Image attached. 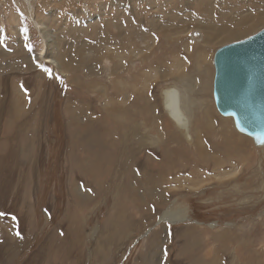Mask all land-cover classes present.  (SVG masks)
Instances as JSON below:
<instances>
[{"label": "rangeland", "instance_id": "rangeland-1", "mask_svg": "<svg viewBox=\"0 0 264 264\" xmlns=\"http://www.w3.org/2000/svg\"><path fill=\"white\" fill-rule=\"evenodd\" d=\"M31 3L29 13L24 0H0V264H169V241L165 255L151 239L165 209L186 215L173 227H233L216 264H264V144L218 112L212 86L216 49L264 29V0ZM219 22L236 35L206 43L202 27ZM165 87L193 91V141L165 114ZM146 121L154 148L123 149L149 160H101L113 171L106 190L83 176L100 124L128 141L147 136Z\"/></svg>", "mask_w": 264, "mask_h": 264}, {"label": "crops", "instance_id": "crops-1", "mask_svg": "<svg viewBox=\"0 0 264 264\" xmlns=\"http://www.w3.org/2000/svg\"><path fill=\"white\" fill-rule=\"evenodd\" d=\"M85 120L81 121V127L86 126ZM74 125V122H65L66 127V135L68 138L70 137V134H74V132L70 129L71 126ZM83 125V126H82ZM106 122L105 125L100 124V128H98V132L96 134V137H98L99 144L97 145L95 150H97V153L93 155L94 159L93 161H88L87 163L82 164V167L84 169L88 168L89 171L86 173L83 170V176L87 178L89 181H92L94 179V182H98L100 185L99 189H104L108 187L110 183H107V174H111L113 171H109L108 165L103 164V159L108 160H123L124 158H129L131 155L130 153H127V150H124L123 148H126V143H130L131 145L135 142H138V144H141L142 146H145V148H154L152 145L155 143L154 133L150 134L149 136V124L143 123L140 127L146 128V135L142 136V138H129V140L121 139L122 135L118 133H114V129H108ZM124 125L121 124V127ZM118 127V126H116ZM154 127V124H153ZM83 129V128H82ZM153 131V128L150 129ZM85 131V129H84ZM83 132V131H82ZM119 132V130H118ZM109 138H115V143H118L112 148H118V150H110L109 149ZM108 140V141H107ZM68 141V140H67ZM73 147V143H69L67 148ZM140 148V146H138ZM140 150L137 152H134V154L131 155V159H144L149 160L150 153L147 150L145 153L140 155ZM66 153H69L68 150H66ZM138 155V156H137ZM66 156V155H65ZM91 157V156H90ZM152 157V156H151ZM153 158V157H152ZM99 159V161H96ZM117 162V161H115ZM114 162V165H115ZM137 165L139 164V161H136ZM147 164V163H146ZM149 166H152L150 164ZM153 169V166L151 167ZM122 172V168H119ZM115 171V168H114ZM118 171V170H117ZM119 172V171H118ZM125 172V170H124ZM126 174V172H125ZM88 175V177H87ZM117 181V180H116ZM118 183V182H117ZM132 184V181L129 182V185ZM112 184V183H111ZM146 184H149L147 182ZM107 185V187H106ZM127 185V184H126ZM111 186V185H110ZM109 186V187H110ZM124 186V185H123ZM119 189H121V184L119 185ZM185 221V220H184ZM182 221V222H184ZM158 222H161L163 224L162 228L159 230H153L151 231V239L153 240V249L155 253H158V250L161 249L162 242H165L164 245V253L167 254V244L166 240H168L169 247L171 249L170 252V259L169 264H182V260L188 261L191 264H216L219 261H223L225 258L224 256H227L230 249L231 241L234 240V229L233 227H230L231 225H217L219 226L216 229L210 228L205 224H196V223H189L188 226H185L182 228V226L179 227H173L175 223L167 220H159ZM164 222H166L164 224ZM221 224V223H219ZM115 233H118L117 230ZM150 239V235L148 236ZM159 240V241H158ZM158 255V254H157ZM210 255L211 261L207 260V256ZM211 256H214L213 258ZM159 257V256H158ZM156 258V255H155ZM216 258V259H215ZM219 259V260H218ZM156 260H152V264H155ZM148 264H151L150 259L148 260ZM224 264V263H223Z\"/></svg>", "mask_w": 264, "mask_h": 264}, {"label": "water", "instance_id": "water-1", "mask_svg": "<svg viewBox=\"0 0 264 264\" xmlns=\"http://www.w3.org/2000/svg\"><path fill=\"white\" fill-rule=\"evenodd\" d=\"M213 64L218 112L264 144V29L216 49Z\"/></svg>", "mask_w": 264, "mask_h": 264}, {"label": "bare ground", "instance_id": "bare-ground-1", "mask_svg": "<svg viewBox=\"0 0 264 264\" xmlns=\"http://www.w3.org/2000/svg\"><path fill=\"white\" fill-rule=\"evenodd\" d=\"M24 1L28 4V7H27V9L29 10L28 12L29 13L32 12V10H33L32 3H31L32 0H24ZM258 15L264 18V11L262 13H258ZM245 16H247V15H245ZM253 17H255V16L253 15ZM250 18H251V16H249L247 18L246 17L240 18L238 21H240V23L243 24L244 22H248ZM33 21H35V20L33 19ZM252 22H253V20H252ZM208 23H209V21H208ZM216 24H217V22H216ZM35 25H37L39 30L46 29L45 25H43V23H41V22L36 21ZM232 27H234V26L232 25ZM202 28H203V31L206 33V38H207L206 43H210L213 40H217V38H222V36L224 38L226 36H228V37L234 36L237 33V32L235 33V31H232L229 27H227L226 24H220V22L218 23V25H211V23H210L209 26H203ZM49 41H51L50 37L49 36L45 37V44L49 43ZM41 50L42 51L39 52V54H40L41 58L43 59V61H45L47 63H51L52 65H54L58 68L61 67L57 60H55L51 56H48L47 53L45 55V53H44L45 51L43 50V48ZM194 82H195V80H194ZM185 92L186 91L180 92V90H178L176 87H165V88H163L161 90V105H162V108L165 111V114L167 115L168 119L178 129L182 130V133L184 134L185 139L187 141H193V137L190 133V126H189L190 123H189L187 114L185 113V109L190 104H194L195 100L189 98V96L187 95L188 93L192 94L193 91L187 90V92L186 93ZM223 116L232 118L234 127L238 132L245 134V136L250 137L254 141V143L256 140L258 141L257 138L249 135L244 130L240 129V127L236 124V121L234 120V117L232 115H223ZM208 124L212 125V122L208 121ZM198 141L201 144L200 140H198ZM198 144H197V146H198ZM255 144H257V143H255ZM200 146H203V145H200ZM258 146H260V145H258ZM200 148H202V147H200ZM204 148H203V153H204V155H206L207 150ZM214 163H216V162H214ZM218 163H219V161H218ZM185 218H186V215L174 214L171 210H168V209H165L164 211H162V213L159 216V220H162V221L167 220V221H171V222L185 220ZM214 224L215 223L212 222L209 224V226H214Z\"/></svg>", "mask_w": 264, "mask_h": 264}]
</instances>
